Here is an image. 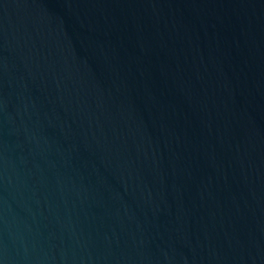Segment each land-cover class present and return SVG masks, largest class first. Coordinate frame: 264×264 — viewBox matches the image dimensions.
I'll list each match as a JSON object with an SVG mask.
<instances>
[{"label": "water", "instance_id": "obj_1", "mask_svg": "<svg viewBox=\"0 0 264 264\" xmlns=\"http://www.w3.org/2000/svg\"><path fill=\"white\" fill-rule=\"evenodd\" d=\"M0 264H264V0H0Z\"/></svg>", "mask_w": 264, "mask_h": 264}]
</instances>
